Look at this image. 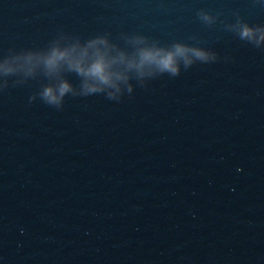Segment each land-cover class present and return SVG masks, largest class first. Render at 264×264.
<instances>
[{
  "label": "water",
  "instance_id": "obj_1",
  "mask_svg": "<svg viewBox=\"0 0 264 264\" xmlns=\"http://www.w3.org/2000/svg\"><path fill=\"white\" fill-rule=\"evenodd\" d=\"M0 264H264V0H0Z\"/></svg>",
  "mask_w": 264,
  "mask_h": 264
},
{
  "label": "clouds",
  "instance_id": "obj_2",
  "mask_svg": "<svg viewBox=\"0 0 264 264\" xmlns=\"http://www.w3.org/2000/svg\"><path fill=\"white\" fill-rule=\"evenodd\" d=\"M245 34H247V31L245 32ZM157 55L159 54L146 53L145 59H155ZM160 63L163 64L164 68H172L173 56L171 54L167 55L162 60H160ZM76 67H79V65L77 64ZM106 67H107L106 62L101 58L97 60L91 68L87 69V72L90 75L96 76L101 81L107 82L109 77L106 75ZM80 71H85V69L81 68ZM64 91H67V85L64 86ZM50 94H51V89L48 90L46 95H50Z\"/></svg>",
  "mask_w": 264,
  "mask_h": 264
}]
</instances>
